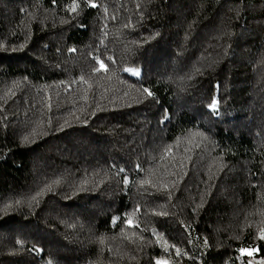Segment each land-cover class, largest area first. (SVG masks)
Wrapping results in <instances>:
<instances>
[{"label":"trees","instance_id":"trees-1","mask_svg":"<svg viewBox=\"0 0 264 264\" xmlns=\"http://www.w3.org/2000/svg\"><path fill=\"white\" fill-rule=\"evenodd\" d=\"M262 233L264 0H0V264H264Z\"/></svg>","mask_w":264,"mask_h":264},{"label":"snow or ice","instance_id":"snow-or-ice-1","mask_svg":"<svg viewBox=\"0 0 264 264\" xmlns=\"http://www.w3.org/2000/svg\"><path fill=\"white\" fill-rule=\"evenodd\" d=\"M92 7H96V5H95V4H92ZM100 67H101V68H104V64H103L102 62L100 63ZM134 74H137V75H138L139 73L137 72V73H134ZM144 91H145L149 96L152 95V93H151L150 91H148V89H145ZM210 108H211V110H212L213 112L216 111V102H215V101H213V102L211 103ZM131 223H132L131 220H129V225H131ZM261 238L264 239V233H262ZM37 251H39V250L37 249ZM177 251H179V250H177ZM242 251H243V250H242ZM251 254H252L251 252L248 253V255H251ZM157 264H164V262L158 261Z\"/></svg>","mask_w":264,"mask_h":264}]
</instances>
